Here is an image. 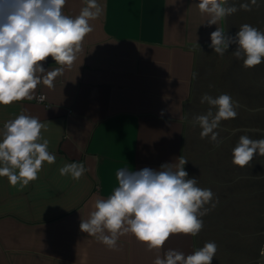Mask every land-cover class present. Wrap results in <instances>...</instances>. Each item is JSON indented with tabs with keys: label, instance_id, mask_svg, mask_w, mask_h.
<instances>
[{
	"label": "crops",
	"instance_id": "crops-1",
	"mask_svg": "<svg viewBox=\"0 0 264 264\" xmlns=\"http://www.w3.org/2000/svg\"><path fill=\"white\" fill-rule=\"evenodd\" d=\"M198 2L97 0L102 15L89 21L93 31L77 60L55 78L54 88L41 83L32 99L0 105V139L7 121L21 113L34 116L46 124L41 135L56 157L51 165L44 162L38 178L23 189L0 177V264H153L168 249L187 256L204 246L199 235L175 234L160 252L148 251L128 234L113 251L79 227L96 199H107L118 187L119 170L158 171L188 157L201 131L193 127V118L209 110L200 102L202 95L221 83L224 89L235 85V79L241 90L245 76L254 84L253 67H244L240 76L233 68L235 45L223 56L209 47L217 27L235 36L242 25L253 26L252 11L239 9L249 0H228L238 11L211 26ZM86 6L87 0H66L62 11L75 18ZM42 63L46 71L61 67L51 57ZM40 95L44 98L38 101ZM250 102L239 108L258 115L257 100ZM245 118L239 111L216 130L247 125L251 117ZM187 160L184 169L192 178ZM73 162L87 169L79 180L60 175V168Z\"/></svg>",
	"mask_w": 264,
	"mask_h": 264
},
{
	"label": "clouds",
	"instance_id": "clouds-1",
	"mask_svg": "<svg viewBox=\"0 0 264 264\" xmlns=\"http://www.w3.org/2000/svg\"><path fill=\"white\" fill-rule=\"evenodd\" d=\"M65 4L66 0H0V105L32 99L41 83L54 88V80L63 68L71 67L77 60L84 38L93 31L89 21L100 17L103 9L97 0H87V6L73 18L63 14ZM195 6L209 17L208 26L217 25L238 11L235 5L228 6V0H199ZM252 6H259L257 0L241 3L239 9L251 11ZM210 41L209 47L220 56L235 45L232 55L242 60L246 68L264 62V31L249 24L242 25L235 36L217 27ZM49 57L61 67L46 71L42 62ZM200 102L207 103L209 110L193 118V127L198 125L200 137H210L218 145L221 141L215 130L221 121L236 118L240 105L226 93L216 98L204 94ZM212 109H216L215 113ZM42 130H47L46 124L23 113L4 124L0 177H7L11 186L23 189L38 178L44 162L55 163L56 157L49 152V141L42 137ZM257 155L264 157V138L254 140L241 135L232 150L231 162L245 168ZM176 161L161 165L158 171L119 170L118 187L107 199H96L88 218L80 222L81 232L96 237L113 251L117 250L118 240L128 234L148 251L157 252L172 235L197 236L203 228L201 217L211 210L205 205L213 201L214 193L198 187L197 178H188L186 158L178 157ZM59 171L61 176L79 180L87 169L73 162ZM216 252L215 242H207L187 256L168 249L157 255L153 264H212ZM260 256L264 257V248Z\"/></svg>",
	"mask_w": 264,
	"mask_h": 264
},
{
	"label": "rangeland",
	"instance_id": "rangeland-1",
	"mask_svg": "<svg viewBox=\"0 0 264 264\" xmlns=\"http://www.w3.org/2000/svg\"><path fill=\"white\" fill-rule=\"evenodd\" d=\"M257 4L258 7L252 6L249 18L254 27L264 31V0H257ZM231 58L236 63L233 68L240 76L244 69L243 61L233 55ZM253 69L255 74L252 79L256 86L245 76L243 81L240 80L241 90L238 79H235V85L228 84L229 87L225 86L224 89L222 88L224 83H221L215 86V89H211L209 95L216 98L221 94H227L231 89L234 93L228 95L239 104L243 106L252 104L251 97H254L258 107H263L264 62L254 66ZM245 88L250 89L251 93L254 90L256 94L247 93ZM239 111L244 119L246 115H250V123L227 126L228 130L223 132L215 130L219 133L220 147L215 142H211L210 137L203 139L197 137L196 142L192 143L194 149L190 145L186 157L189 159L188 170L192 178H197V186L211 189L214 193L213 201L205 205L211 210L201 217L203 228L198 234L203 242H215L217 245L212 264H258L261 249L264 248V157L254 156L245 168L236 167L231 162L232 150L241 135H248L254 140L264 138L262 131L257 133L255 129L248 130L253 128L264 130V109L260 108L258 115L242 112L238 108L237 113ZM253 117L259 124H253L255 123ZM235 128L248 129L235 130ZM230 130L235 132L232 133L233 131Z\"/></svg>",
	"mask_w": 264,
	"mask_h": 264
},
{
	"label": "water",
	"instance_id": "water-1",
	"mask_svg": "<svg viewBox=\"0 0 264 264\" xmlns=\"http://www.w3.org/2000/svg\"><path fill=\"white\" fill-rule=\"evenodd\" d=\"M243 107V106H242ZM243 108H245V107H243ZM259 108H264V107H259ZM245 109H248V110H251V109H249V108H245ZM256 110H258V109H256ZM256 110H251V111H256ZM220 128V127H219ZM223 129V128H222ZM225 129V128H224ZM237 129H241V130H247V129H242V128H235V130H237ZM228 130V129H227ZM235 130H230V131H233L232 133H234L235 132ZM248 130H254V129H248ZM256 131V130H255ZM257 131H262L263 133H264V130H257ZM259 262L261 263V264H264V257H260L259 259Z\"/></svg>",
	"mask_w": 264,
	"mask_h": 264
},
{
	"label": "built area",
	"instance_id": "built-area-1",
	"mask_svg": "<svg viewBox=\"0 0 264 264\" xmlns=\"http://www.w3.org/2000/svg\"><path fill=\"white\" fill-rule=\"evenodd\" d=\"M41 97H43V98H44V96H43V95H40V96L38 97V101H41V100H43V99H41Z\"/></svg>",
	"mask_w": 264,
	"mask_h": 264
}]
</instances>
